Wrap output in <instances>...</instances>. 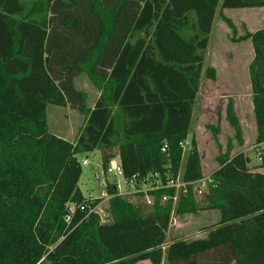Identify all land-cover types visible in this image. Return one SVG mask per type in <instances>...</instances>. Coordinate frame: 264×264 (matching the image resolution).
Returning a JSON list of instances; mask_svg holds the SVG:
<instances>
[{"label":"trees","instance_id":"trees-1","mask_svg":"<svg viewBox=\"0 0 264 264\" xmlns=\"http://www.w3.org/2000/svg\"><path fill=\"white\" fill-rule=\"evenodd\" d=\"M211 5L223 14L264 7V0ZM195 9L186 0L180 9L171 0H0V264H163L162 224L172 214L204 209L220 215L202 230L209 239L172 241L167 264H264V172L252 170L243 151L224 156L204 201L191 187L176 206L162 203L164 194H175L166 188L151 193L155 205L144 213L118 194L114 182L106 187L110 224L88 210H78L69 225L65 220L68 202L85 200L82 162L96 150L105 173L117 158L124 177L138 185L153 173L203 177L190 131L211 34L200 27ZM231 39L252 42L249 73L260 143L264 28ZM82 74L100 91L92 107L75 85ZM209 78H216L215 70ZM49 104L70 105L85 116L73 141L49 131ZM227 120L243 143L233 99ZM132 240L135 247L127 244Z\"/></svg>","mask_w":264,"mask_h":264},{"label":"rangeland","instance_id":"rangeland-1","mask_svg":"<svg viewBox=\"0 0 264 264\" xmlns=\"http://www.w3.org/2000/svg\"><path fill=\"white\" fill-rule=\"evenodd\" d=\"M30 1V0H25ZM175 8L180 9L182 1L185 0H171ZM190 5L195 7V11L200 21V27L206 32L211 34L210 44L206 50L205 55V65L203 69L202 75V84L201 89L203 94L205 90H207V86L209 83V74L212 70L217 71L215 67L225 68L226 62L229 65L237 67L239 74L241 72H245L248 68L249 62L252 60H247L246 58H230L235 54L230 53L231 46L233 45V41L231 39L232 36L239 38L243 36L246 32H254L259 25H264V19L260 17L262 15L256 14L259 10H264V7H256V8H246V9H227L223 14L220 13L219 9H214L211 5L213 0H186ZM188 6V5H187ZM189 7V6H188ZM177 16H179L177 14ZM227 19H229L232 23L230 24ZM233 42V43H232ZM235 45V44H234ZM233 45V46H234ZM247 46V43L245 44ZM222 49L225 50L223 54L216 53L214 49ZM237 52L236 49H234ZM222 53V52H221ZM220 55V56H218ZM223 55V56H221ZM225 71V69H224ZM225 76L222 73V77ZM75 85L78 89L86 92L88 94V106L92 107L95 100L100 95V91L93 85L90 79L82 74L79 75L75 79ZM245 82L243 83V90L241 86L232 89L228 92V95L237 94L240 91H244L246 95H244L243 99V115L246 116V120L244 121L246 133L244 136L243 128H242V140L243 143L240 142V138L237 137L236 131L232 129L229 122H225L222 120L221 114L217 115L216 106L221 105L220 110L224 107L222 104V99H219L216 94L210 96V91L208 92V97H211L210 100H207V104L209 106L208 114L202 117L200 114V109L202 107L203 101L196 106L192 130L200 131L198 134L199 140L197 143L200 145L201 152L200 154L204 157L203 171L204 175L210 173L213 168L219 167L221 165V160L224 159V156L229 154L233 155L236 152L243 151L249 158V165L252 170L264 167V159L260 161L257 153L258 151H262L264 153V148L257 149L256 148V139L254 137V122H253V105H252V90L251 84L249 80L248 90L245 89ZM198 97V96H197ZM204 96H201L202 99ZM228 101L232 99V97H228ZM200 102V100H199ZM216 108V109H215ZM226 115H227V107H226ZM47 116H48V126L49 131L56 135L62 136L68 140H74L85 123V116L81 114L76 108L68 105L67 107H61L54 104H49L47 108ZM239 122L241 124L242 117L240 116ZM215 129H218L217 134H215ZM240 142V143H239ZM190 141L189 139L184 143V160L187 157V154L190 150ZM254 146V147H253ZM198 147V146H197ZM118 150L115 149V153ZM105 167L103 166V161L101 158V153L99 150H96L88 155V164L82 165V174L79 179V188L81 189L85 199L90 197L104 199V195L107 194V184L114 183L116 177L113 174V171L109 168L107 173L104 172ZM100 180V182L98 181ZM129 199V201H133L138 206H141L144 213H148L152 210L151 207H147L143 202L142 198H138L137 196L123 195ZM198 200L204 201L206 197H197ZM109 199L102 200L98 209L99 216L101 221L106 224L109 223V218L107 216L109 206ZM186 216V215H185ZM182 218L180 215L172 214L169 219L167 226L162 224L164 227L163 230H166L167 233L165 235V240L162 241L164 245V257L163 264H167L169 260V256L167 253V249L172 243V241L176 239H184L186 243L194 242L195 240H207L209 239L210 233H207L204 237H198L200 233H203L202 230L205 228L212 227L219 218V212L215 210H199L193 216L190 215L189 218H193L191 224L184 228L182 231H178L176 229V225L174 224L176 219ZM189 220V219H188ZM151 227V226H150ZM152 228H155L153 226ZM114 231V230H113ZM162 231V230H161ZM162 231V236H163ZM202 236V235H201ZM187 238V239H186ZM127 239L124 238L122 240L125 241ZM130 247H135L138 243L135 241H131L127 243ZM140 264H151L149 261L140 263Z\"/></svg>","mask_w":264,"mask_h":264},{"label":"built area","instance_id":"built-area-1","mask_svg":"<svg viewBox=\"0 0 264 264\" xmlns=\"http://www.w3.org/2000/svg\"><path fill=\"white\" fill-rule=\"evenodd\" d=\"M256 148L261 149L264 148V141L260 143H256ZM166 145L163 147V151H166ZM254 147V146H253ZM257 156L260 161L264 159V153L260 150L257 153ZM83 165L88 164V158H85L82 162ZM109 168L113 171L114 176L116 177L115 186L118 190L119 195H130V196H137L138 198H142V202L147 206L153 208L155 205V196L151 194L157 190L166 189V188H173L175 190V194L173 196H169L164 194L161 197V202H167L168 200H172L174 206H176L181 198L182 195H186L189 193L190 188L196 197H206L209 193L210 186L214 185V179L212 173H208L203 175V177L197 180L186 181L183 178V172L180 170L176 176H173L170 173H166L165 178L159 173H153L149 176L145 177L142 180L141 185H138V181L135 179H127L124 177L123 168L117 158L113 159L110 162ZM108 168V169H109ZM110 194H105L104 199H110ZM125 197V196H124ZM100 198H93L90 197L85 199L83 202H75L70 201L67 204V215H66V222L67 224H71L76 212L80 211H87L88 213H95L99 214L98 209L100 203H96L95 201ZM128 199V198H127ZM129 200V199H128Z\"/></svg>","mask_w":264,"mask_h":264},{"label":"crops","instance_id":"crops-1","mask_svg":"<svg viewBox=\"0 0 264 264\" xmlns=\"http://www.w3.org/2000/svg\"><path fill=\"white\" fill-rule=\"evenodd\" d=\"M224 12H225V10H224ZM256 14H258V16L262 15V17H260V21L259 22H263L261 19H264V10H262V11L259 10L258 12H256ZM260 28H264V25H259V27L257 29H260ZM246 43H247V46H245ZM233 45L231 46L232 48H231L230 53H231V55L232 54H235V55L231 56L230 58H233V59L234 58H246L247 60H250V58L252 57V59H253L254 50H253L251 39H245V40H242V41H237V42H234ZM208 47H210V46H208ZM234 49H236L237 52H235ZM214 50H215L216 53H220V54H223V52L225 53V50H222V49H218L217 48V49H214ZM218 56H220V55H218ZM221 56H223V55H221ZM250 62H249V65H250ZM249 65H248V68L245 70V72H241V74H239L237 67L229 65L228 62H226L225 66H224L225 67L224 68L225 71H224L223 68H220L218 70V68L215 67L217 69L216 78L215 79H209V83H208V86H207L208 88H207V90H205L204 94H203V91L201 89V84H202V81H203L202 78H201L199 91H198V97H197V103H196V106H197L199 103H201V101H203L202 107L200 109V114L203 117L205 114L207 115L208 111H209V106L208 105H210V104H207L206 101L210 100L211 97H208V92L210 91V96H213L214 94H216V96L219 99H222V102H223L222 104H224V107L221 110H220L221 105H219V106L217 105L216 106L217 115H219V113H220L221 117L223 116L222 120L225 121V122H228L226 111H225L226 107L228 105L226 103V101H228V99H229L228 97H232L233 102H234V108H235V111H236V115H237L238 118H240V116L242 117L241 125H242V128H243L244 136H245V133H246L245 124H244V121L246 120V116L243 115L242 113L244 112L243 111V99L245 98L244 95H246V94L244 93V91L243 92L240 91L237 94L228 95V92L230 90H232V89H235V88L239 87V86H241V89L243 90V83L244 82H245V85H246L245 89L248 90V85H249V80H250ZM222 73L225 76L222 77ZM250 84H251V82H250ZM201 96H204V97L202 99H200ZM199 100H200V102H199ZM196 106H195V109H196ZM252 117L253 118H251V119H253V122H254V127H253V129H254V137L256 139V125H255V120H254V114L252 115ZM232 129H233V127H232ZM198 131H200V129L199 130L197 129V131H195V130H192V127H191L190 136L195 135L197 141L199 140V137H198L199 132ZM233 131H234V129H233ZM198 149L201 152L199 143H198ZM201 157H202V164H204L203 163L204 162L203 155H201ZM216 168H218V167L213 168V170L210 173H212ZM255 170L264 172V167H261V168L255 169ZM193 215L194 214H192L191 216H193ZM181 217L182 218L176 219V221L174 223L176 225V229L178 231H182V230H184V228H188L187 226L189 224H191V221L193 220V218H189L190 215H186V216L184 215V216H181ZM219 218H220V215H219ZM219 218H218V220H219ZM205 235H207V232L200 233V235H197V236L198 237H204ZM143 262H146V261H143ZM143 262H140V263H143Z\"/></svg>","mask_w":264,"mask_h":264},{"label":"water","instance_id":"water-1","mask_svg":"<svg viewBox=\"0 0 264 264\" xmlns=\"http://www.w3.org/2000/svg\"><path fill=\"white\" fill-rule=\"evenodd\" d=\"M99 182H100V180H98ZM109 214H107V216H108Z\"/></svg>","mask_w":264,"mask_h":264}]
</instances>
